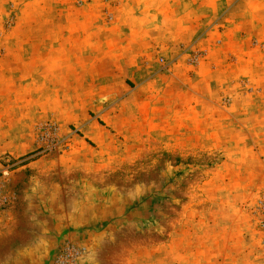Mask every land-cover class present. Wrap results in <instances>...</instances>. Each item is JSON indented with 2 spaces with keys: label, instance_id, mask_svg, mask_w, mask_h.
I'll return each instance as SVG.
<instances>
[{
  "label": "rangeland",
  "instance_id": "374dc122",
  "mask_svg": "<svg viewBox=\"0 0 264 264\" xmlns=\"http://www.w3.org/2000/svg\"><path fill=\"white\" fill-rule=\"evenodd\" d=\"M60 1L0 0V35ZM113 14L37 73L0 38V264H264V0Z\"/></svg>",
  "mask_w": 264,
  "mask_h": 264
},
{
  "label": "crops",
  "instance_id": "0c3cea01",
  "mask_svg": "<svg viewBox=\"0 0 264 264\" xmlns=\"http://www.w3.org/2000/svg\"><path fill=\"white\" fill-rule=\"evenodd\" d=\"M78 1L61 0V6L58 2L55 3L56 15H61V20L55 16L49 17L51 12H48L47 16L27 17L24 9L28 4L22 5L8 31L0 35L1 39L4 38L7 55L19 58L15 64L18 71L37 73L40 64L48 66L46 58L53 56V51L40 46V41L47 43L52 39L49 34L58 31V28H55L57 25L62 26L64 56L70 57L71 41L80 38L87 25L99 24L98 29L101 28L104 9L113 11L116 20L128 16L134 24L139 25H205L214 23L216 8H229L232 3V0H218L217 4L214 0H83L80 5ZM49 4H40L39 11L46 9ZM183 9L189 10L188 14H184ZM6 24L8 23L5 18L0 17V30ZM196 244H200L199 241Z\"/></svg>",
  "mask_w": 264,
  "mask_h": 264
},
{
  "label": "built area",
  "instance_id": "2783aa9c",
  "mask_svg": "<svg viewBox=\"0 0 264 264\" xmlns=\"http://www.w3.org/2000/svg\"><path fill=\"white\" fill-rule=\"evenodd\" d=\"M4 203H6V200H5L4 196L2 198V196L0 194V209L4 205ZM71 256H72V253L71 254L67 253L66 256H64L62 259H65V261H68ZM62 263H64V261H60L59 264H62Z\"/></svg>",
  "mask_w": 264,
  "mask_h": 264
}]
</instances>
